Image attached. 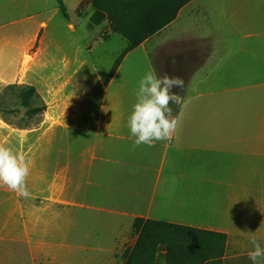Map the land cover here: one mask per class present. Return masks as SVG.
Wrapping results in <instances>:
<instances>
[{
	"label": "crops",
	"instance_id": "obj_1",
	"mask_svg": "<svg viewBox=\"0 0 264 264\" xmlns=\"http://www.w3.org/2000/svg\"><path fill=\"white\" fill-rule=\"evenodd\" d=\"M153 1L172 10L183 0ZM249 2L256 17L238 21L229 0H190L173 22L125 56L107 85L118 58L104 74L102 203L109 204L102 213L132 219L130 229L114 234L110 248L102 240L108 263H124L138 238L130 244L137 218L226 235L224 260L231 251L233 258H249L253 238L264 248V0ZM104 24L115 30L108 20ZM237 27L246 29L237 33ZM116 32L111 41L130 42ZM150 69L158 77L184 79L183 90L172 89L183 98L180 106L171 105L180 124L171 141L134 148L127 120L139 81ZM220 98L241 103L242 118L219 116ZM239 120L250 124L236 129ZM7 234L0 243L13 242Z\"/></svg>",
	"mask_w": 264,
	"mask_h": 264
},
{
	"label": "rangeland",
	"instance_id": "obj_2",
	"mask_svg": "<svg viewBox=\"0 0 264 264\" xmlns=\"http://www.w3.org/2000/svg\"><path fill=\"white\" fill-rule=\"evenodd\" d=\"M63 1L69 20L57 0H0V93L9 85L32 86L47 107L28 120L14 95L6 108L15 113L0 115V144L28 160L31 193L23 198L0 187V240L8 233L13 241L0 243V264H124L108 263L110 253H102V240L110 248L132 219L102 213L109 203H102L100 131L104 74L130 42L111 41L117 32L106 29V20L92 24L93 0ZM229 2L238 21L256 17L249 0ZM215 108L219 116H243L241 103L220 98ZM249 124L239 120L235 128ZM136 237L132 229L130 244ZM234 254L224 263H252ZM158 264H167L164 255Z\"/></svg>",
	"mask_w": 264,
	"mask_h": 264
},
{
	"label": "trees",
	"instance_id": "obj_3",
	"mask_svg": "<svg viewBox=\"0 0 264 264\" xmlns=\"http://www.w3.org/2000/svg\"><path fill=\"white\" fill-rule=\"evenodd\" d=\"M189 1L183 0L172 10H167L162 3L154 5L153 0L92 1L95 9L91 18L92 24L99 26L108 20L116 31L130 41V46L116 60L106 85L125 56L173 22L179 9ZM57 2L62 16L69 20L65 2L63 0ZM14 95L21 107L26 109L25 115L28 120L42 115L47 110L35 87L9 85L0 93L1 116L15 113V110L6 108L7 100ZM22 126H29V122ZM133 230L138 238L135 244L125 251L124 264H158L162 255L167 264H226L224 263L228 245L226 235L143 218L134 220Z\"/></svg>",
	"mask_w": 264,
	"mask_h": 264
},
{
	"label": "clouds",
	"instance_id": "obj_4",
	"mask_svg": "<svg viewBox=\"0 0 264 264\" xmlns=\"http://www.w3.org/2000/svg\"><path fill=\"white\" fill-rule=\"evenodd\" d=\"M184 87L185 81L182 77L168 74L158 77L152 69L140 79L136 103L132 106L127 120V127L135 138L134 148L141 145L152 147L158 141L172 140L180 120L172 115L171 105L180 106L183 99L172 89L183 90ZM29 173L30 167L26 157L0 144V187L6 186L9 191L28 198L31 195L26 184ZM250 243L254 250L249 251L248 257L256 264L258 259L264 258V248L255 238L251 239Z\"/></svg>",
	"mask_w": 264,
	"mask_h": 264
}]
</instances>
